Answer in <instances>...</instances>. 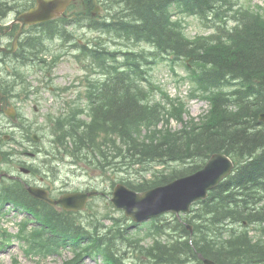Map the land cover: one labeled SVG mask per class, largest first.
<instances>
[{
	"label": "trees",
	"instance_id": "1",
	"mask_svg": "<svg viewBox=\"0 0 264 264\" xmlns=\"http://www.w3.org/2000/svg\"><path fill=\"white\" fill-rule=\"evenodd\" d=\"M94 3L106 7L101 19L90 15ZM85 4L88 16L82 23L123 39L129 50L79 44L81 54L105 80L90 82L88 121H81L73 111L68 125L60 124L54 132L57 146L52 145L48 153L63 151L85 159L82 163L91 169L124 172L133 177L122 182L136 192L193 174L218 152L234 160L235 173L186 216L151 222L149 245L144 237L130 234L131 227L121 218L99 217L96 211L60 212L20 188L7 191L0 202H16L53 235L54 245L71 248L75 253L67 264H80L86 258H101L105 264H204L200 255L218 264H264V240L250 234L252 225L264 224V123L260 121L264 7L254 10L235 0H86ZM5 10L7 6L0 4V18ZM187 16L198 18L213 33L190 38ZM44 29L47 36H65L56 21ZM142 44L151 51L130 47ZM44 53L40 36L33 58L46 63L40 57ZM161 61L172 62L175 69L183 63L189 79L199 87L197 93L203 91L210 109L195 125L179 131L158 130L162 120L173 116L174 107L154 97L157 86L146 67ZM144 130L152 133L142 136ZM157 164L161 170H154ZM109 217L112 225L106 226L103 218Z\"/></svg>",
	"mask_w": 264,
	"mask_h": 264
},
{
	"label": "rangeland",
	"instance_id": "2",
	"mask_svg": "<svg viewBox=\"0 0 264 264\" xmlns=\"http://www.w3.org/2000/svg\"><path fill=\"white\" fill-rule=\"evenodd\" d=\"M9 1L14 6L13 8L16 9L26 0ZM236 1L240 6L253 8L254 10L264 7V0ZM84 3V0H78L74 7L69 10L66 19L85 12L87 8ZM96 4H98V9L100 5L102 9H91V13L95 14L96 17L106 15V11L104 10L106 7L100 3ZM7 15H9L6 21L7 25L17 17V13L12 9L7 11ZM175 18L179 19L181 16L177 15ZM186 22L188 25H186V33L190 38L212 33L206 30L195 18H187ZM73 24L74 22L71 21L67 27L70 35L66 41H60L57 38L56 40H48L46 42L52 52L47 57L50 66L44 68L31 64L22 66L23 63L19 66L22 78H20V83L16 89L20 93V95H17L19 97L18 108L20 116L17 128H8L7 134H11L13 141H11V146L6 147V150L10 149L8 152L11 153L13 160L4 164L3 167L8 172L13 171L16 176L23 174L20 171L21 168H40L39 170L43 174L40 173L39 177L34 178L33 181L36 180L38 183H41L42 185L40 186L44 185L43 187L50 190L51 195L57 198L67 191L85 190L86 188L105 192L104 197L93 198L89 202V208L83 214H93L95 211L96 214H99V217L108 214L107 216L121 218L125 225L131 227L130 221L124 220V212L117 210L113 206L111 198L115 185L122 183L123 179L127 180L133 176H129L117 169L114 171L110 170L109 172L91 170L84 165L82 166L81 163L78 167H72L70 166L72 163L63 160L64 157L60 159L61 163L59 164L51 163L49 159L45 158V155L48 154L46 150L51 148L52 145L53 149L57 146L53 142L54 132L60 124L68 125L67 122L71 121L73 111H75L77 118L81 121H88L87 88L90 82L105 80L101 72L92 65L91 60L87 56L82 55V51L78 48L72 49L70 44H73L76 40H80L81 44L87 43L92 47H100L99 44H102L112 51L129 50L124 40L113 34L110 35L104 31H93L89 28L79 29L80 26L74 27ZM231 26H233V23H231ZM7 42L8 40L4 38L0 41V44ZM95 44L97 46H94ZM130 47L136 50L148 49V52L151 51L150 47L145 44L138 47H134V45ZM171 65L172 62L170 61H161L156 65H149L146 68L151 70L150 73L153 77L154 85L157 86V90L154 92L155 99L164 102L163 104L170 108L171 105H174L171 110L173 116H167V119L162 120L158 130L179 131L195 125L202 115L208 113L209 106L201 95L203 91L197 93L199 87L189 79L190 72L184 64H178L176 69L171 68ZM10 66L5 62L3 64L0 63V72L2 71L6 75L11 70ZM191 68L194 69L196 67L191 66ZM27 91L31 92L30 96ZM3 123L10 124L11 121L5 116ZM152 130H144L142 136H148L152 133ZM32 135L42 137L44 144L33 146V150H28L29 148L24 146L34 145L29 142ZM16 142H19L21 147L16 145ZM15 146H19L17 153ZM28 152L33 154L31 155ZM59 156H63V152H60ZM161 169L162 166L157 164L154 170ZM150 175V173L147 174L149 178ZM23 178L29 181V175H24ZM3 185L5 184L3 183ZM0 211H2L0 213V264H65L72 259L73 254L68 249L60 250L62 253L57 255L39 256L40 252H45V249L39 248L37 249L38 251H33L36 250L32 243L34 239H37V223L31 217L27 218V215H24L25 213L23 214V212L14 209L12 206H7L0 209ZM103 219L106 226L112 225V218ZM151 222H145L141 224V227H131L130 234L135 235L136 233V235L144 237L145 244H151L152 237L147 235ZM23 225H27L24 231L21 229ZM2 231L7 232L8 236H11V239H5ZM19 231H21L19 234L24 232L22 235H19L20 237L18 236ZM256 234H258V231L253 235L255 236ZM100 259H87L83 264H103ZM137 259L135 258V260Z\"/></svg>",
	"mask_w": 264,
	"mask_h": 264
},
{
	"label": "water",
	"instance_id": "3",
	"mask_svg": "<svg viewBox=\"0 0 264 264\" xmlns=\"http://www.w3.org/2000/svg\"><path fill=\"white\" fill-rule=\"evenodd\" d=\"M74 0H38V7L25 13L18 19L22 25L38 24L60 16ZM264 121V114L261 115ZM1 159V156H0ZM234 163L226 154H215L205 167L192 174L179 178L166 186L137 193L125 185H118L113 193L112 202L116 208L125 211L126 216L135 222H142L165 213L189 212L193 203L206 199L223 180L231 175ZM30 193L50 205H62L67 211L84 210L90 196L85 194H67L60 200H53L45 190L30 189ZM205 264H216L204 259Z\"/></svg>",
	"mask_w": 264,
	"mask_h": 264
},
{
	"label": "flooded vegetation",
	"instance_id": "4",
	"mask_svg": "<svg viewBox=\"0 0 264 264\" xmlns=\"http://www.w3.org/2000/svg\"><path fill=\"white\" fill-rule=\"evenodd\" d=\"M9 48V47H8ZM8 54V53H6ZM18 100L19 97L12 92H8L7 88H5L4 85H0V150L2 152V154L5 156V152L6 151V147L7 145L12 141V137L7 134V132L9 131V127L10 128H14L13 126H15L14 129L17 128V125H13V124H4L3 123V118H5L6 112L9 111L10 108L12 109H16L17 110V118L18 116V112H19V104H18ZM14 122V121H13ZM14 123H18L14 122ZM23 170V169H22ZM28 170V169H26ZM29 171L31 172V170L29 169ZM91 188H86L85 190H75V191H71V192H89L88 190H90Z\"/></svg>",
	"mask_w": 264,
	"mask_h": 264
},
{
	"label": "bare ground",
	"instance_id": "5",
	"mask_svg": "<svg viewBox=\"0 0 264 264\" xmlns=\"http://www.w3.org/2000/svg\"><path fill=\"white\" fill-rule=\"evenodd\" d=\"M225 28V27H224ZM227 29V28H226ZM227 31V30H226ZM234 88V87H233ZM231 89V88H230ZM199 121H200V119H199ZM48 151H49V149H47L46 150V152L48 153ZM60 152H63V151H56L54 154H50V153H48V158H46V159H49L50 161H51V163H57V164H59V163H61L60 162V159H62L63 157H64V159L63 160H66V161H69L70 163H72L70 166H72V167H78L79 166V164L80 163H82L85 159H82V160H78V159H75V157H70V156H66V154L63 152V156H59V153ZM218 153H221V154H225V153H222V152H218ZM218 153H214V154H218ZM38 154H40V153H38ZM213 154V155H214ZM46 156V155H45ZM70 160H69V159ZM62 160V161H63ZM50 163V164H51ZM40 169V168H39ZM39 169H37V168H32V169H30L31 170V172L29 171V181L26 179V178H23L24 177V175H26L27 174V172H24V175L22 174L21 176H16V175H14V173H13V171H11V172H7V173H5V176L6 177H10V178H14V179H16L17 181H24L26 184H27V186H28V191L26 192V194H27V196L28 197H30V198H32L33 200H35V201H37V202H39V200L38 199H34V196L30 193V189H41V190H45V191H47L46 190V188L45 187H43V186H40V185H42L41 183H38L36 180L35 181H33L34 180V178H38L39 177V174L41 173V174H43V172L42 171H40ZM47 170L49 171V172H51L50 171V169L49 168H47ZM65 184H66V182H65ZM169 183H167V184H164V185H160V186H157V187H161V186H166V185H168ZM157 187H155V188H157ZM148 191V190H147ZM147 191H144V192H141V193H145V192H147ZM6 203H10V204H15L16 202H13V201H7ZM39 205V204H38Z\"/></svg>",
	"mask_w": 264,
	"mask_h": 264
}]
</instances>
